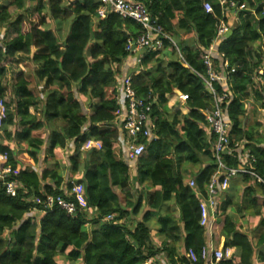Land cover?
Masks as SVG:
<instances>
[{"label": "trees", "instance_id": "trees-1", "mask_svg": "<svg viewBox=\"0 0 264 264\" xmlns=\"http://www.w3.org/2000/svg\"><path fill=\"white\" fill-rule=\"evenodd\" d=\"M134 1L156 18L174 45L163 39L160 49L142 50L140 63L124 74L119 66L134 56L125 49L127 41L141 27L113 12L97 18L99 0H11L0 6V27L10 29L0 47V78L1 65L15 55L25 57L23 67L32 70L14 77L0 128V155L6 156L0 167H9L4 181L18 184L10 196L0 180V264H141L160 254L168 264H188L185 251L198 253L206 245L198 203L216 169L215 137L203 116L212 98L196 73L205 75L202 55L212 44L221 9L215 0H208L212 13L204 12L203 0ZM239 1L256 12L223 18L228 31L211 54L222 80L213 85L217 95L229 93L221 106L231 123L232 152L221 159L238 168L246 151L243 167L254 175L237 174L219 195L222 222L212 232L213 247L233 250L223 264H264V85L256 81L264 82V0ZM27 2L33 5L25 9ZM9 7L23 12L12 19ZM30 15L37 22L29 21ZM126 75L137 97L155 99L156 139L133 166L124 159L113 124L120 111L119 82ZM32 83L42 84L41 96L30 90ZM175 91L184 96L185 113L167 106ZM245 101L254 103L248 119ZM38 104L40 111L30 113ZM87 141L100 143V149L81 150ZM70 142V179L64 183L63 154ZM41 151L43 167L36 171ZM20 155L29 164L21 165ZM185 165L197 168L191 174L194 188L184 181ZM72 184L82 186L85 209L69 194ZM46 196L75 202L74 213L46 208ZM230 207L235 213L226 212ZM33 211L42 216L36 219ZM237 214L257 221L252 236L241 230Z\"/></svg>", "mask_w": 264, "mask_h": 264}, {"label": "built area", "instance_id": "built-area-1", "mask_svg": "<svg viewBox=\"0 0 264 264\" xmlns=\"http://www.w3.org/2000/svg\"><path fill=\"white\" fill-rule=\"evenodd\" d=\"M99 6L95 11L97 18H102L109 12L116 13L123 18H129L138 23L141 27V33L135 38L127 41L126 51L134 55V66L140 63V52L144 49L158 50L162 46V40L167 39L173 45L174 43L162 32L159 25L156 24V18H151L147 9L134 0H99ZM220 7L221 18L216 25L215 36L212 44L208 47L202 55L203 64L205 66V75L197 74L202 80L207 92L212 98L211 107L203 112V116L207 122L208 130L215 139L212 144V151L215 161L216 169L205 187V195L199 198L198 209L200 214L199 225L205 228L207 237L212 236V223H214L218 216V199L221 192L225 191L228 182L237 174H253L246 170L243 165L247 158V152L242 151L240 154V167L232 168L225 165L222 161V154H231L232 149L229 147V132L231 130V123L225 118L222 109V103L229 97V93L217 95L213 83L222 80L219 74H216L212 68L211 54L214 45L224 39L228 26L223 22V18H235L240 11H250L255 14V8L246 9L244 4L239 0H215ZM202 9L205 13H212L213 7L208 0H203L201 3ZM261 11L264 13V1L260 4ZM136 53L138 55L136 56ZM223 68H227V62L222 64ZM233 72V70H231ZM261 73V71H259ZM257 82L264 85L261 78L256 79ZM121 95L119 99L120 111L114 120L113 124L119 131V144L123 151L124 159L133 166L136 160L141 156L146 146L156 139L154 133V118L152 116V107L155 99H141L136 96L132 85L130 76H122L120 80ZM177 99L183 100L184 96L177 93ZM4 98H0V128L6 118V107ZM239 144H235L237 147ZM91 147L100 149V143L87 141L83 144L81 149L87 150ZM6 156L0 155V164L5 161ZM9 173V167H0V180L3 182L5 193L10 196L15 195L17 182L4 181ZM254 175V174H253ZM258 181H261L257 178ZM188 185L194 188V180L190 179ZM74 198L76 204L82 208H86V202L83 196V189L81 185L72 184L69 191ZM75 202L66 201L62 197L46 196L45 207L52 208L54 205L64 210L67 214H73L75 211ZM113 218L112 215L105 217V220ZM233 250L226 248L222 250L219 247H213L209 242L208 245L203 246L198 253L191 248L185 251V256L188 259V264H223L224 261L232 257ZM164 254L158 255L156 258L150 257L141 264H159L163 260ZM167 263V260L164 259Z\"/></svg>", "mask_w": 264, "mask_h": 264}, {"label": "crops", "instance_id": "crops-1", "mask_svg": "<svg viewBox=\"0 0 264 264\" xmlns=\"http://www.w3.org/2000/svg\"><path fill=\"white\" fill-rule=\"evenodd\" d=\"M11 0H0V6H3V5H6L7 3H9ZM28 6L27 5H25V9L27 8ZM31 7V6H30ZM23 11H18V10H16L14 7H9V13H10V15H11V17H12V19L13 18H15L18 14H20V13H22ZM52 30V29H51ZM10 31V29H9V27H7V26H3V27H0V47L3 45V41H4V38H5V35L8 33ZM19 56L21 57V55H15L13 58H8L7 59V61H5L1 66L3 67V69H4V73H3V75L1 76V78H0V80H1V85H2V87H4L5 89H6V96H7V93L9 92L10 93V97L11 96H13V94H12V90H11V85L8 87L7 85L9 84H5L4 82H3V80L5 79V77H6V73H7V71H9L10 73H12L11 75H13V79H14V77L20 72V71H24V72H26V70L23 68V64L24 63H21V61H19L18 59H19ZM134 56H132V55H130V56H127L123 61H122V63H121V65L119 66V69H120V72H121V74H124L125 72L126 73H129V72H131V71H133L134 70ZM17 61H19V62H17ZM13 79H12V81H13ZM12 83V82H11ZM41 86H42V84H39L38 86H37V88L38 89H36L35 90V92H33V94L35 95V96H41V94H40V92H41ZM8 87V88H7ZM10 91H9V90ZM177 93L178 92H174V94H172V95H168L167 96V100H168V102H167V106H168V108H170V106H171V98L173 97V98H177ZM6 96H4V99H5V97ZM172 96V97H171ZM171 97V98H170ZM170 99V100H169ZM179 105H180V110L182 111V113H185L186 112V109H184L183 108V103H182V101L181 100H179ZM182 108H183V110H182ZM40 111V104H38L37 106H36V108H33V107H31V108H29V112L30 113H38ZM45 140H47V135H46V138H45ZM72 150H73V145H72V143L70 142V143H68V145H67V148H66V150H65V152H64V154H63V158H64V162H65V166H66V169L68 170V164L66 163V160H68L67 158H68V155L72 152ZM43 158H44V152L43 151H41L40 152V155H39V161H38V163H37V165L35 166V170L36 171H40V169L43 167ZM19 159V162L21 163V165H26V164H29L28 162H27V160H25L24 159V161H21V159L20 158H18ZM68 162V161H67ZM67 170H65V174H64V183H66L67 181H69V179H70V177H69V172L67 171ZM194 172H196V169H195V171H188V172H186L185 174H184V181L185 182H187L188 183V181L191 179V174H193ZM64 185V184H63ZM137 190H139L140 188H136ZM149 189V188H148ZM115 191L116 192H118V190L117 189H115ZM132 191V190H131ZM133 192V191H132ZM221 198V199H220ZM219 199H218V205H217V209L219 208V205H220V203H221V201H222V199H223V197H220ZM30 215H32V216H35L36 217V219H38V218H40L41 216H42V213H40V212H37V211H33ZM221 217H222V215H221V213H219V211H218V216H217V219H216V221L214 222V223H212V227H211V229H212V231L211 232H213V230L216 228V227H218L220 224H221V222H222V219H221ZM255 222H257V221H255ZM215 238H216V236H210V238H208L207 237V234H206V245H208L209 244V242L211 243V245L213 246V241H215ZM216 247H218V245L216 246ZM180 250V252H183V250H182V248H180L179 249ZM165 259V258H164ZM164 259L163 260H160V263L159 264H165L166 262L164 261ZM166 260V259H165Z\"/></svg>", "mask_w": 264, "mask_h": 264}, {"label": "rangeland", "instance_id": "rangeland-1", "mask_svg": "<svg viewBox=\"0 0 264 264\" xmlns=\"http://www.w3.org/2000/svg\"><path fill=\"white\" fill-rule=\"evenodd\" d=\"M26 5L28 6L27 8H30V6H32L33 5V3H31V2H27L26 3ZM28 20L29 21H32V22H37V17H36V15H30L29 17H28ZM50 29H54V25H53V23L52 22H50ZM22 30L24 31V30H26V25L24 24V25H22ZM255 47V46H254ZM19 61H21V63L22 62H24L25 61V57H23V56H19V59H18ZM19 61H17V62H19ZM27 66H30L29 64L27 65ZM25 67V66H24ZM23 67V68H24ZM25 70H26V72L27 73H31L32 72V70H30L31 68H28V67H26V68H24ZM12 73H10L9 71H7V73H6V77H5V79L3 80V82L5 83V84H8L7 86L9 87L12 83L11 82H13L12 81V79H13V75H11ZM41 84V83H40ZM7 87V88H8ZM29 88H30V90L31 91H33V92H35V90L36 89H38L37 88V86L34 84V83H32L30 86H29ZM9 90V89H8ZM10 91V90H9ZM172 97V96H171ZM170 97V98H171ZM10 99H11V97H10V93L8 92L7 93V96L5 97V102L8 104L9 103V101H10ZM170 100V99H169ZM171 106H170V109L171 110H176V109H181L180 108V105H179V100L177 99V98H171ZM254 106V103L253 104H250L248 101H245V105H244V107H245V109L247 110V112H248V115L249 116H246V119H248V117L250 118V116H251V107H253ZM256 106V105H255ZM182 110H183V108H182ZM261 112H262V114H263V110L262 111H260V114H261ZM262 131L264 132V126H263V128H262ZM81 149V148H80ZM81 150H84V149H81ZM22 161H24V159H26L24 156H22V155H20V157H19ZM63 160H64V158H63ZM28 161V160H27ZM66 163L68 164V162H67V160H66ZM185 168L187 169V171H195V169H197L195 166H189V165H185ZM67 170V169H66ZM133 170H134V167L133 168H131L130 169V171H131V173H133ZM68 171V170H67ZM187 174V173H186ZM143 210H144V208H142L141 210H140V212H139V214H138V216L136 217V220H138V219H140L141 218V216H142V213H143ZM234 212V208L233 207H230V208H228L227 209V213H230V212ZM235 213V212H234ZM248 216H246V217H240V215L239 214H237V218H238V224L241 226V230L243 231V232H245V233H247L249 236H252V234H251V232H254L255 231V225L257 224V222H255V221H250V222H247V218ZM151 224H152V222H151ZM151 229H153V227H151ZM156 233H155V231L153 230L152 232H151V237H152V239L154 240V242L156 241V235H155ZM179 249V248H178ZM59 263L61 264V261H59Z\"/></svg>", "mask_w": 264, "mask_h": 264}]
</instances>
